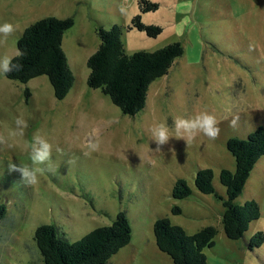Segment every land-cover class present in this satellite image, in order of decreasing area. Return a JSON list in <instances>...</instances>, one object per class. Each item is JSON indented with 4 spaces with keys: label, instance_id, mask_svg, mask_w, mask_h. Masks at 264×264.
Wrapping results in <instances>:
<instances>
[{
    "label": "rangeland",
    "instance_id": "rangeland-1",
    "mask_svg": "<svg viewBox=\"0 0 264 264\" xmlns=\"http://www.w3.org/2000/svg\"><path fill=\"white\" fill-rule=\"evenodd\" d=\"M149 1L159 9L141 14L139 0H0V23L15 26L7 37L0 35V56L14 58L18 40L39 20H75L63 38L75 77L65 99L56 100L46 76L21 84L0 74V203L7 209L0 222V264H42L34 238L42 225H55L76 242L112 225L120 212L129 218L132 241L108 264H173L156 245L154 223L160 218L188 235L216 227L215 245L204 251L207 264H264V244L253 251L248 247L257 233H264V156L235 201L254 200L261 209L260 219L239 241L225 235L222 201L195 186L197 172L211 169L216 193L226 198L221 171L236 169L228 140H246L264 127V0ZM137 15L147 25L162 27V34L153 39L128 30ZM114 25L123 28L129 55L173 43L184 48L169 74L151 84L145 109L134 117L123 115L108 96L87 84L88 60L101 44L97 28ZM202 112L216 117L221 128L216 139L203 133L188 143L174 137L176 117ZM17 116L28 127L22 137L11 138ZM161 122L172 136L165 145H158L151 132ZM37 134L52 145V158L38 183L30 184L10 165L31 164L30 143ZM90 144L99 147L91 151ZM180 179L192 194L176 200L172 191ZM174 207L181 214H173Z\"/></svg>",
    "mask_w": 264,
    "mask_h": 264
},
{
    "label": "trees",
    "instance_id": "trees-1",
    "mask_svg": "<svg viewBox=\"0 0 264 264\" xmlns=\"http://www.w3.org/2000/svg\"><path fill=\"white\" fill-rule=\"evenodd\" d=\"M159 4L139 0L141 14L156 12ZM75 24L74 17L58 19L48 17L28 27L18 40V54L13 61L22 64V70L4 74L8 80L27 84L46 76L53 88L56 100L67 97L74 86L75 77L70 69L63 49L65 33ZM128 30L143 32L149 38H157L163 28L143 23L142 16H135ZM101 44L88 60L90 70L88 87L108 96L123 115L134 117L146 107L148 91L153 82L169 74L175 61L183 56L184 48L173 43L154 52L127 54L122 42L123 28L114 25L110 29L97 28ZM26 99L31 94L25 91ZM227 150L234 157V172L224 169L220 182L227 190V197H220L214 188V172L202 169L195 178L196 188L203 194L215 195L222 201L224 212L222 224L228 239H243L252 222L260 219L261 209L256 201L244 205L236 204L245 185L261 157L264 156V127L257 128L246 140L231 138ZM192 190L187 181L176 182L172 197L183 200L190 197ZM179 207L172 213L181 214ZM7 209L0 203V222L5 219ZM218 229L209 226L193 235H188L180 226L168 218L154 223V235L158 249L169 256L173 264H207L205 249L215 245ZM35 242L43 257L42 264H108L111 258L132 241V227L125 212H120L112 225L97 228L81 240L70 242L55 225H42L35 231ZM264 244V233H257L249 242L250 250Z\"/></svg>",
    "mask_w": 264,
    "mask_h": 264
},
{
    "label": "clouds",
    "instance_id": "clouds-1",
    "mask_svg": "<svg viewBox=\"0 0 264 264\" xmlns=\"http://www.w3.org/2000/svg\"><path fill=\"white\" fill-rule=\"evenodd\" d=\"M14 31L15 26L12 23H0V35L3 37H7ZM22 67V64H20L19 61L14 62L12 57L7 55L0 56V74L20 71ZM235 124L236 121L234 120L233 126H235ZM27 127L28 123L23 116H17L15 118V127L10 130L9 136L11 138L22 137L24 135V129ZM151 132L153 140L156 141L158 145L168 144L170 138H172L170 135V127L165 122L154 125ZM174 132L175 138L184 139L188 143L199 133H203L210 139H216L221 132V128L214 115L202 112L189 118L176 117L174 119ZM98 147V144L89 145L91 151L97 150ZM30 149L29 158L31 164H25L23 166L11 164L10 169L19 171L23 179L28 183L36 184L39 181V174H42L44 171L43 165L51 162L53 147L45 138L37 134L34 135L30 143Z\"/></svg>",
    "mask_w": 264,
    "mask_h": 264
}]
</instances>
